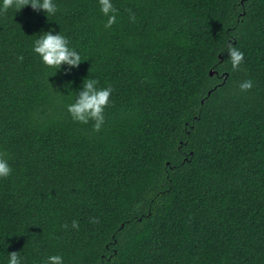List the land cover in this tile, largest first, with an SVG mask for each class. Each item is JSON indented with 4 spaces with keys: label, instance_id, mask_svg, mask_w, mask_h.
I'll return each mask as SVG.
<instances>
[{
    "label": "trees",
    "instance_id": "1",
    "mask_svg": "<svg viewBox=\"0 0 264 264\" xmlns=\"http://www.w3.org/2000/svg\"><path fill=\"white\" fill-rule=\"evenodd\" d=\"M53 2L0 14V264H264V0H111L107 29ZM49 30L77 67L33 51ZM86 78L113 89L98 132L67 112Z\"/></svg>",
    "mask_w": 264,
    "mask_h": 264
},
{
    "label": "clouds",
    "instance_id": "2",
    "mask_svg": "<svg viewBox=\"0 0 264 264\" xmlns=\"http://www.w3.org/2000/svg\"><path fill=\"white\" fill-rule=\"evenodd\" d=\"M101 13L107 17L104 27L110 28L116 23L117 9L112 4L111 0H98ZM26 5H30L33 10H42L46 15H54L57 11V6L53 0H2L0 2V14L6 13L9 8H14L19 11ZM132 21L135 20L131 16ZM68 39L60 34H52V31L43 32L35 39L33 51L38 54L44 65L58 70L62 65H68L70 68L77 67L81 62L80 55L68 46ZM228 59L233 71L240 70V65L244 61V53L238 48L228 44L226 46ZM22 60L23 57H18ZM98 81L95 79H84L82 82V90L77 92L74 102L67 106V112L74 122L88 124L93 121V131H100L104 124V109L110 105V96L113 89L109 87H97ZM253 82L245 80L240 83L241 91H248L252 88ZM6 154L0 153V178H7L11 174V167L8 161L4 158ZM92 223H98L93 218ZM61 227L67 229L68 225L64 224ZM71 227L79 229V223L76 220L72 221ZM7 264H21L19 253L16 251L10 252L8 255ZM46 264H63V257L60 255H51L47 258Z\"/></svg>",
    "mask_w": 264,
    "mask_h": 264
},
{
    "label": "water",
    "instance_id": "3",
    "mask_svg": "<svg viewBox=\"0 0 264 264\" xmlns=\"http://www.w3.org/2000/svg\"><path fill=\"white\" fill-rule=\"evenodd\" d=\"M209 74L211 75V74H212V72L210 71V72H209Z\"/></svg>",
    "mask_w": 264,
    "mask_h": 264
}]
</instances>
